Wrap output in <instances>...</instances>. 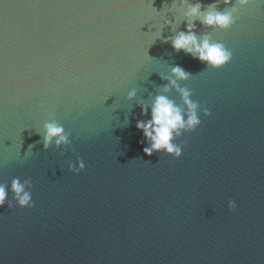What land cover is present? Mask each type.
I'll return each instance as SVG.
<instances>
[{
    "label": "water",
    "instance_id": "water-1",
    "mask_svg": "<svg viewBox=\"0 0 264 264\" xmlns=\"http://www.w3.org/2000/svg\"><path fill=\"white\" fill-rule=\"evenodd\" d=\"M171 3L0 0V183L30 178L34 204L0 207V264H264V4L212 32L232 52L212 70L164 43L170 28L153 43ZM177 65L210 115L180 158L146 156L137 101ZM49 118L70 148L44 150Z\"/></svg>",
    "mask_w": 264,
    "mask_h": 264
},
{
    "label": "clouds",
    "instance_id": "clouds-1",
    "mask_svg": "<svg viewBox=\"0 0 264 264\" xmlns=\"http://www.w3.org/2000/svg\"><path fill=\"white\" fill-rule=\"evenodd\" d=\"M253 0H213L205 5L202 0H172L167 14L162 17V24L155 29L153 43L161 39L162 30L170 28L175 34L164 38V43H170L175 52H182L193 60L205 65L206 69L216 70L232 59V52L221 42L212 37L213 31H227L239 20V12L246 8ZM264 4V0H258ZM221 5L223 7L221 8ZM184 24L183 31H177L179 25ZM197 23L205 29L203 35L196 31ZM191 74L179 65L171 67L167 74L161 73L160 78L167 83L157 90V94L150 97L149 101H137L141 116H149L147 120L136 122V129L142 133V142L146 144L143 153L151 156L153 153L164 154L173 159L180 158L183 142L177 143L183 134L190 133L199 127L200 116L208 117L210 112L206 106L193 100L192 92L181 85L188 81ZM170 92H175L179 103L171 99ZM137 98L135 88L127 92L126 100L133 101ZM44 150L50 147L55 149L70 148L72 141L70 133L54 118H49L38 131ZM31 147V146H30ZM85 163L77 159L75 165L68 164V171L77 175L83 172ZM11 193V200L8 199ZM7 203L9 209L14 205L17 208L31 209L32 181L30 178L21 180L13 178L10 185L0 183V207ZM237 205L234 200H228L227 208L234 211Z\"/></svg>",
    "mask_w": 264,
    "mask_h": 264
}]
</instances>
